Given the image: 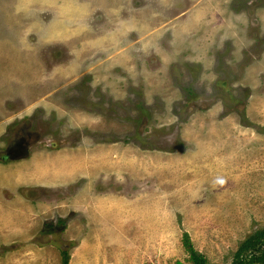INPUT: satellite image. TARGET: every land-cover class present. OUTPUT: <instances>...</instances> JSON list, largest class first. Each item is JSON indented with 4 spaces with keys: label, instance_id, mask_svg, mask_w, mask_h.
I'll use <instances>...</instances> for the list:
<instances>
[{
    "label": "rangeland",
    "instance_id": "374dc122",
    "mask_svg": "<svg viewBox=\"0 0 264 264\" xmlns=\"http://www.w3.org/2000/svg\"><path fill=\"white\" fill-rule=\"evenodd\" d=\"M0 161V264L264 247V0H0Z\"/></svg>",
    "mask_w": 264,
    "mask_h": 264
},
{
    "label": "trees",
    "instance_id": "16d2710c",
    "mask_svg": "<svg viewBox=\"0 0 264 264\" xmlns=\"http://www.w3.org/2000/svg\"><path fill=\"white\" fill-rule=\"evenodd\" d=\"M258 236H248L238 247L235 256L236 259L233 264H252V263H264V247L261 245L262 241ZM182 242L189 253V259L192 264H205V258L199 252L195 251L192 247V244L188 238L186 233L182 236ZM246 253V254H245ZM250 253V255H247ZM63 259L62 264H67V255L66 252L63 251ZM173 264H183L179 261L174 262Z\"/></svg>",
    "mask_w": 264,
    "mask_h": 264
},
{
    "label": "crops",
    "instance_id": "0c3cea01",
    "mask_svg": "<svg viewBox=\"0 0 264 264\" xmlns=\"http://www.w3.org/2000/svg\"><path fill=\"white\" fill-rule=\"evenodd\" d=\"M16 133H17V130L16 131H13V138L12 139H10V140H8V142L6 143V146H5V149L3 150L4 152H5V155L7 156V157H9V158H19V160H21V159H27V157L29 156V152L28 151H26L27 149H25L26 148V146L27 145H30L31 143H27V141H26V139H23V138H17L16 139ZM36 141V139H34L33 141H32V143H34ZM36 159H38V157L36 158ZM0 162H2V161H0ZM3 163V162H2ZM13 171V170H12ZM14 172V171H13ZM8 174H9V179H10V182L9 183H2V184H0V185H3V184H10V186L11 185H14V181H13V177L14 176H18L17 174H15V172L14 173H9L8 172ZM20 176H22V175H20ZM19 176V177H20ZM58 179H55V180H52V181H50L51 183L53 182V181H57ZM37 181V183H39L38 181L39 180H36ZM41 183V182H40ZM39 183V185H41ZM25 201H28V199L26 198L25 199ZM21 205V204H20ZM20 214H22V213H20ZM12 221V220H11ZM23 221H27L26 219H25V216H23V215H20V219H19V223H21V222H23ZM11 224L12 223H9L8 222V220H6V223L5 224H3L4 225V230L6 229V227H8V237H10V235H11V232L13 231V229H10L9 227L11 226ZM23 224H24V230L27 232V234H28V230H30L31 229V227H32V224H30L29 222H23ZM23 224L21 225V227H23ZM34 226V225H33ZM23 236H25V235H23ZM30 236V235H29ZM7 236L4 234V238H6ZM17 237H19V236H17ZM11 243H13V241L12 240H10V242H9V244H11Z\"/></svg>",
    "mask_w": 264,
    "mask_h": 264
},
{
    "label": "flooded vegetation",
    "instance_id": "af4514ba",
    "mask_svg": "<svg viewBox=\"0 0 264 264\" xmlns=\"http://www.w3.org/2000/svg\"><path fill=\"white\" fill-rule=\"evenodd\" d=\"M23 132H24V131H23ZM16 136H17L16 139H17V138H23V139H26L27 143H32V141H33L34 139H36V137L33 138V135L30 134V133H26L25 135H23V133L20 134L19 132H17V133H16Z\"/></svg>",
    "mask_w": 264,
    "mask_h": 264
},
{
    "label": "clouds",
    "instance_id": "9594fccd",
    "mask_svg": "<svg viewBox=\"0 0 264 264\" xmlns=\"http://www.w3.org/2000/svg\"><path fill=\"white\" fill-rule=\"evenodd\" d=\"M216 183L223 184L225 181L222 177H217L215 180Z\"/></svg>",
    "mask_w": 264,
    "mask_h": 264
},
{
    "label": "water",
    "instance_id": "95a60500",
    "mask_svg": "<svg viewBox=\"0 0 264 264\" xmlns=\"http://www.w3.org/2000/svg\"><path fill=\"white\" fill-rule=\"evenodd\" d=\"M252 264H264V263H257V262H256V263H252Z\"/></svg>",
    "mask_w": 264,
    "mask_h": 264
}]
</instances>
